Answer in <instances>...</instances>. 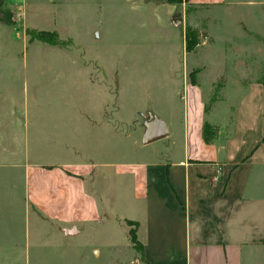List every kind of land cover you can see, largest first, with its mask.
<instances>
[{"label": "rangeland", "instance_id": "374dc122", "mask_svg": "<svg viewBox=\"0 0 264 264\" xmlns=\"http://www.w3.org/2000/svg\"><path fill=\"white\" fill-rule=\"evenodd\" d=\"M187 27L196 31L189 51ZM187 69L189 80L201 82L209 120L217 114L229 134L248 84H264V0H0V264H145L140 242L123 233L135 231L123 216L138 203L117 179L109 190L115 202L101 204V226L119 229L114 245L33 231L59 225L27 200L24 159L27 153L29 160L74 159L75 117L80 108L89 121L95 100L129 120L115 122L112 152L102 157L130 159L145 121L154 124L172 106L182 115ZM251 102L239 123L248 121ZM262 111L264 129V103ZM154 142L148 149L173 147L170 140ZM256 172L264 193V162ZM244 264H264V242Z\"/></svg>", "mask_w": 264, "mask_h": 264}, {"label": "crops", "instance_id": "0c3cea01", "mask_svg": "<svg viewBox=\"0 0 264 264\" xmlns=\"http://www.w3.org/2000/svg\"><path fill=\"white\" fill-rule=\"evenodd\" d=\"M189 70L182 115H176L172 106L164 117H153L154 122H163L167 131L155 141L170 140L173 145L166 152L148 149L157 142L143 140L145 121L139 139L133 140V157L124 162L104 159V154L112 152L109 139L115 122L129 120L121 115L115 118L112 108L108 111L107 104L95 100L89 121L80 108L75 117V130L80 135L75 134L79 143L77 140L74 159L56 163L29 160L26 154L27 200L59 225L53 230L33 227V231L68 239L79 234L94 236L107 246L114 245L119 229L101 226L105 222L101 204L115 202L109 190L118 183L120 187L126 184L138 210L123 217L136 224L135 235L145 264H244L255 245L264 242V193L255 182L256 168L264 162V84H248L237 108L234 129L226 134L217 111L209 120L211 107L201 82L189 80ZM248 101H252L253 111L241 124L238 114ZM205 124L214 127L208 141L203 134ZM87 138L90 142L85 141ZM84 150L95 156L78 157ZM73 227L77 232L68 234ZM123 233L127 236L129 230L124 228Z\"/></svg>", "mask_w": 264, "mask_h": 264}, {"label": "water", "instance_id": "95a60500", "mask_svg": "<svg viewBox=\"0 0 264 264\" xmlns=\"http://www.w3.org/2000/svg\"><path fill=\"white\" fill-rule=\"evenodd\" d=\"M167 133L165 125L163 122L155 121L154 124L147 126L146 135L144 137L145 142H150L160 137L165 136ZM77 229L73 227L71 230H68V234H75Z\"/></svg>", "mask_w": 264, "mask_h": 264}, {"label": "trees", "instance_id": "16d2710c", "mask_svg": "<svg viewBox=\"0 0 264 264\" xmlns=\"http://www.w3.org/2000/svg\"><path fill=\"white\" fill-rule=\"evenodd\" d=\"M185 36H186V44H185V48H186V50H191V45L193 44V43H195V38H196V31L194 30V29H192V28H190V27H187L186 28V30H185ZM192 82L194 83L195 81L194 80H192ZM210 127V125L209 124H205L204 125V128H203V134H204V136H205V139L208 141L209 140V138L207 137V129ZM263 142H264V137H263V140H262ZM130 233V235H131V239H132V241L134 242L135 240H134V238L136 237V235H135V231L134 232H132V231H130L129 232Z\"/></svg>", "mask_w": 264, "mask_h": 264}]
</instances>
